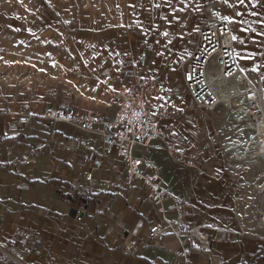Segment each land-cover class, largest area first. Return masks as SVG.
Masks as SVG:
<instances>
[{"label":"crops","instance_id":"1","mask_svg":"<svg viewBox=\"0 0 264 264\" xmlns=\"http://www.w3.org/2000/svg\"><path fill=\"white\" fill-rule=\"evenodd\" d=\"M48 1L61 21L70 20L83 35L74 55L77 67L74 62L66 67L89 107L103 109L108 101L104 90L125 85L119 70L124 56L131 54L134 61L143 60L140 73L156 77L149 103L152 110H172L173 132L174 110L180 106H170L165 98L178 82L183 86L179 68L193 51L203 22L222 18L235 27L236 53L244 70L249 69L246 57H260L261 40L237 30L244 25L248 29L251 20L245 15H263L264 0H108L100 9L86 11H77L69 1ZM28 102L34 117L22 127L17 122L22 106L0 111V246L28 264H183L176 238L149 235V227L161 217L139 189L123 185L119 160L98 159L92 182L84 179L88 158L102 152L100 137L45 121V110L66 108L53 100ZM103 110L111 117L114 106ZM68 139L76 142V152L65 150ZM147 154L159 167L161 185L174 197L163 202L166 218L179 216V226L188 230L205 225L226 230L209 248L189 249V264H264V241L255 220L259 188L227 178L214 182L186 152L202 173L170 160L166 148L158 160ZM163 156L166 165L160 162ZM221 174L231 176L228 170Z\"/></svg>","mask_w":264,"mask_h":264},{"label":"built area","instance_id":"2","mask_svg":"<svg viewBox=\"0 0 264 264\" xmlns=\"http://www.w3.org/2000/svg\"><path fill=\"white\" fill-rule=\"evenodd\" d=\"M131 54L124 56V66L119 70L125 85L104 90L107 103L104 108L114 106L111 117H108L99 106L77 108L66 106L65 109L45 110L42 118L51 124L70 125L78 131L98 135L102 152L93 153L88 158L89 171L84 179L91 183L92 172L98 167L100 158L115 157L122 164L124 172L123 185L127 188L139 189L149 204L155 208L160 221L149 227V235L159 238L169 233L178 242V254L183 264L190 263L189 249L198 245L206 249L226 233L225 229L213 225L190 228L180 227L177 220L165 216L163 202L174 197L161 185L159 167L147 158L148 147L153 142L165 143L170 160L202 173L191 155L173 144V113L166 108L151 109L150 96L156 89V77L140 73V61H134ZM185 64L179 68L180 77L187 94L198 108L214 111L217 107L240 101L248 111L247 119L257 121L264 118V89L262 85L250 80L241 67L235 48L233 27L226 20L213 19L206 21L197 32L196 45ZM17 118L20 127L30 123L34 117L30 103L22 105ZM53 137L50 143L53 141ZM76 142L68 139L65 150L76 152ZM141 152V153H140ZM28 161L34 162L31 158ZM211 180L215 177L205 174ZM79 185L76 184L75 188ZM259 202L255 213L258 237L264 241V180L258 189ZM181 207L174 205L179 211ZM80 221V217H76ZM242 234V232H241ZM0 264H28L14 256L12 251L0 246Z\"/></svg>","mask_w":264,"mask_h":264},{"label":"rangeland","instance_id":"3","mask_svg":"<svg viewBox=\"0 0 264 264\" xmlns=\"http://www.w3.org/2000/svg\"><path fill=\"white\" fill-rule=\"evenodd\" d=\"M65 1H69L68 5L77 11H86L100 9L108 0ZM245 17L251 20L247 22L249 30L244 25L243 28L239 26L237 32H248L249 38L260 39L262 48L258 53L260 57H246L249 69H242L252 82L262 85L264 89V13L258 17ZM70 22L61 21L48 0H0V111L4 112L16 105L21 107L23 102L29 100L33 104L53 100L63 107H89L85 101L88 97L82 88L72 82L76 76L66 67L72 62L77 67L74 60V55L78 56L80 50L77 44L84 43L83 35L80 37ZM233 31L235 33L234 26ZM241 51L238 48V52ZM140 64H143L142 58ZM178 84L165 98L170 106L174 102L180 106V109L177 107L174 110L173 144L184 148L186 153L204 166L207 174L217 179L212 180L214 182L227 178L232 183L261 187L264 180V138L261 144L252 146L256 152L260 151L259 170L247 166L245 162L233 160L225 151V144L236 140L240 130L246 138L248 136L246 142H249V134L243 129L244 122L235 121L234 113L238 107L231 105L227 109L221 105L214 111L198 108L191 102L185 88ZM148 148L147 155L158 160L165 143L153 142ZM160 162L166 165L164 156ZM244 168L248 170L243 171ZM227 170L231 176H222L221 173ZM157 178L162 179L160 172Z\"/></svg>","mask_w":264,"mask_h":264},{"label":"bare ground","instance_id":"4","mask_svg":"<svg viewBox=\"0 0 264 264\" xmlns=\"http://www.w3.org/2000/svg\"><path fill=\"white\" fill-rule=\"evenodd\" d=\"M231 105L238 107L234 113L235 121L237 123H240L248 116V111L241 105L240 101H233ZM231 105L227 102L224 106L229 109ZM244 126L243 129L247 130L246 134H249V142H246L248 136L246 138V135H243L242 130H240L236 140H232L225 144V151L234 158L233 160L237 162H245L247 166L250 165L258 168V159L261 156L258 153H260V151L256 152L252 146L261 144L262 139L264 138V118L262 120L258 119L257 121L247 119Z\"/></svg>","mask_w":264,"mask_h":264}]
</instances>
